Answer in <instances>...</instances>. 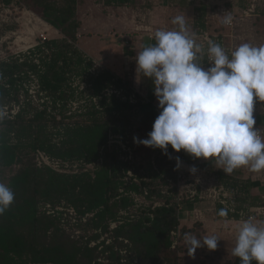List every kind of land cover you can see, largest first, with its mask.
<instances>
[{
	"label": "trees",
	"instance_id": "trees-1",
	"mask_svg": "<svg viewBox=\"0 0 264 264\" xmlns=\"http://www.w3.org/2000/svg\"><path fill=\"white\" fill-rule=\"evenodd\" d=\"M14 1L27 4L53 26L62 29L69 39L47 40L38 45L36 50L29 52L25 59L20 57L1 59L0 103L3 98L14 96L24 87L25 80L32 75L37 78L41 89L48 95L62 97L65 93L63 87L70 79V73L77 71L90 75L88 80L93 85L94 94L97 97L102 96L99 102L109 117L105 118L95 105L90 111L93 115L91 121L64 123V120L49 119L42 112H37L27 119L22 109L24 113L21 112L16 119H5L1 122L5 126L0 135L1 167L11 166L19 159L18 150L21 144L14 142L12 133L19 130V134L24 132V129L34 135L35 139L31 144L33 149L45 151L52 157L89 163L100 158L104 160L96 169L79 173H60L52 168H39L32 163L25 164L19 173L12 175L8 187L14 193V200L4 213L0 214V264H134L128 259V255L123 253L125 246L137 252L140 260H147L146 264H187L175 253L176 261L171 262L174 251L172 231L180 224L181 212L168 199L163 205L144 208L138 219L128 220L119 225L114 231L115 238L112 243L106 244L102 252L98 251V246H89V242L73 240L60 226L59 218L47 214L40 207L41 201L53 204L65 201L82 215L94 212L92 226L96 229L109 230L110 221L115 219L118 209L133 203L130 192L139 191L141 185L134 183L129 186L130 188L121 189L126 183L120 175L122 165L125 164V171L130 165L128 162L118 160L117 152L111 151L109 144L110 133L120 131L121 125L128 124V120L118 114L131 108L133 104L117 97L116 94L104 95L102 91L113 86L125 88L126 91L135 89L129 80L117 76L111 68L101 70L97 74L89 73L92 62L87 61L83 52L69 41L76 40L75 30L81 24L74 17L81 0H65L63 6H58L53 0H1L0 3L2 2L3 6L4 3ZM130 2L134 3L135 0H105L108 5L117 6L130 5ZM198 10L205 27L206 5H201ZM204 30L198 28L199 33ZM149 85L153 87L152 81ZM134 92L136 96H142L140 92L136 90ZM151 105L152 101L143 103L141 109L151 112L153 110ZM156 117L150 116L142 121L153 124ZM56 136L60 139L55 140ZM179 153L182 160L193 159L184 150ZM159 163L166 179L174 176L178 170L171 158L170 160L163 158ZM167 163L170 165L168 169ZM217 173L216 176L213 174V177L218 184L230 188L232 192L235 190L237 193L240 190L243 192V203L248 202L246 194L249 193L250 187L259 185L252 177L225 174L223 170ZM262 190L264 191L261 188L260 191ZM233 202L237 207L238 202ZM118 204L120 206L116 208ZM187 205L192 207L193 201H187ZM190 230L193 228L189 230L182 228L178 249H182L184 235ZM118 237L123 238L122 242ZM125 239L131 242V246L124 244ZM233 264H241L240 258L237 257Z\"/></svg>",
	"mask_w": 264,
	"mask_h": 264
},
{
	"label": "rangeland",
	"instance_id": "rangeland-1",
	"mask_svg": "<svg viewBox=\"0 0 264 264\" xmlns=\"http://www.w3.org/2000/svg\"><path fill=\"white\" fill-rule=\"evenodd\" d=\"M53 1H55L58 6H63L65 4V0ZM234 1H236L238 5L239 0ZM141 2H144V0H140L138 5H141L144 8V3ZM146 2L149 3L148 0H146ZM250 2L251 0H246L245 8L248 7L247 5H249ZM192 5L193 4L187 5L189 11H194ZM118 10L119 6L108 5L105 3V0H81L78 4L74 17L75 20L81 24L75 30L76 40L69 41L73 42L76 47L83 52L87 61L90 60V62H92L89 70V73L91 74H97L101 70L111 68L108 67L110 65H108L105 59L104 49L98 48L103 41H110L109 33L106 31V24L101 22V20L103 18L102 12H105L106 15H108V18H106L107 23H113V27H111L114 28L112 35L116 36L114 19ZM143 10L146 11L145 8ZM137 11L139 14L136 17V22L140 26L139 30H142L141 25L143 26V23L146 22V15L148 17V14H145L146 12L141 9ZM31 14L38 15L43 23L39 24L33 22L29 25L28 19L29 17H32ZM200 15V12H194L195 23L201 20ZM251 15H246L244 12L235 14V25L231 30L234 35H240L239 38L241 41L239 43L241 44L246 43V41L249 40L258 41V36L264 35V27H260V22L257 21L258 18L262 20L264 19V0L256 1V10L255 12H252ZM242 22L249 23L248 30H246L245 33H239L240 30H237L236 32V25ZM107 26L109 25L107 24ZM42 28H47V34L49 36L48 40L69 39L62 29L53 26L45 19V17L31 9L27 4L14 1L9 4L4 3L2 6L1 2L0 60H8L12 57L25 59V57L29 55V52L38 48V45L37 47L34 45L37 44L36 39L38 38V30ZM199 31L196 26L189 33H195V35H197V32ZM21 34L23 35V38L25 36H30L31 40H28L27 42L25 40L15 42L18 35ZM46 46L45 49L47 50ZM254 46H258V44ZM29 47L31 48L28 49ZM86 62L84 64H86ZM89 77V74L83 72L75 71L74 73H70V79L63 87L65 88L64 95L62 94V97H57V95L55 96L53 94L48 95L46 91L42 90L37 78L32 75L29 79L25 80L24 87H22L14 96L11 95L10 97H5L1 100L0 108H4L7 112V116L3 120H14L24 110L27 119L33 117L37 112H42L47 118H53L58 121L64 120V123L76 122L79 120L91 121L93 115L90 111L93 110L95 105V108L98 109L105 118L109 117V115L106 114V111L103 110L104 107L99 102L102 97H97V95L94 94L93 85L88 80ZM122 78L129 81L131 80L127 75L122 76ZM134 91L135 90L126 91L125 88H117L115 86L102 91L104 95L107 94L109 96L116 94L117 97L122 98L123 100H128L129 103L133 104L131 108L118 114L120 117L128 120V124L120 126V129H124V131H113L110 133L111 136L109 140L110 150L117 152L118 160L123 163L128 162L130 165V168L127 171L124 170L125 164L122 165L120 175L126 183L121 189L130 188L129 186L134 183L141 185L139 191L131 190L130 192L133 203L128 206H121L120 209H118L115 219H111L110 221L109 230H104L102 228L96 229L92 226L91 220L94 216V212L82 215L75 207L70 206L65 201L57 204L41 201L42 205H40V207L43 208L47 214L57 216L60 221V226L73 240L89 242V246H98V251L102 252V250L105 249L106 244L112 243L115 238L114 231L119 225L128 220L138 219L144 208H155L156 206L165 204L168 199L169 202L174 204V206H176L181 212L179 214L180 224L172 231L174 237L172 249H174V251L171 255V262L176 261L175 255L177 254V256L183 258L187 264H192L194 262L197 264H233L237 258L232 255V249L235 247L237 229L242 221L248 219L241 218L240 213L243 212L248 217L250 214H255V218L252 219L253 222L264 224V214L257 216L256 213L258 207L264 206V191H260V188L257 187H250L249 193L246 194L248 202L243 203V192L241 190L238 193L236 190L232 192L230 188L227 189L223 185L218 184V181L213 177V174L215 175L217 171L212 170L206 172L208 179L206 180L208 182L207 188H209V190L216 189V191L221 194V198L227 200L228 205H224L218 200L215 201L213 196H207V198L193 201L192 207L187 205V201H178L177 176L179 171H181L180 167L174 176L166 179L164 177L165 173L160 167L159 160L163 158L165 160H170L169 155H165L159 148L154 149L152 147L144 146L143 144L138 145L133 140V137H139L140 139L147 138L148 133L152 130L153 124L143 123L142 120L148 119L150 116L151 118H154L160 114L158 100L154 95V88L149 85L144 89L147 97L136 96ZM150 101H152L151 106L153 107V110L151 111L153 112L152 115H150L151 112L141 109L143 103H149ZM114 114L115 113H113V115ZM3 120H0V135L2 129L5 128L1 123ZM18 132L19 130L12 134L14 142H20L21 144V147L18 150L20 154L19 159L11 166H0V183L5 184L7 187L9 178L14 174L19 173L25 164L34 163L39 168H52L60 173L72 174L75 172L79 173L86 170H94L100 166L104 160L103 158H100L95 162L89 163L85 161H66L60 158H55L40 149L34 150L31 145L35 139L34 135L26 132V129L19 134ZM54 138L55 140L60 139L59 136ZM168 152L171 155L173 164L177 165L176 157H180V153L172 149L171 145L168 147ZM180 160L182 161L181 158ZM169 167L170 165L167 163L166 168L168 169ZM211 181H213L214 184L210 186ZM141 182H147V184H142ZM233 201L236 203L238 202L237 207H235ZM119 206L120 204H118V207L116 208H119ZM221 209L226 211L229 210V212L227 211V216L221 217L218 215ZM183 227L188 230L193 228V230L188 231V234H193L198 237L211 234L217 235L220 238L217 248L215 250H209L207 247L198 248L194 257L189 256L184 241L182 242V249L177 248L181 243L179 237ZM122 239L123 238H119L118 240L122 242ZM123 241L125 245L129 244L131 246V242H129L128 239ZM123 253L128 255V259L133 261L134 264H146L147 260H140L138 253L131 251L128 246H125Z\"/></svg>",
	"mask_w": 264,
	"mask_h": 264
},
{
	"label": "clouds",
	"instance_id": "clouds-1",
	"mask_svg": "<svg viewBox=\"0 0 264 264\" xmlns=\"http://www.w3.org/2000/svg\"><path fill=\"white\" fill-rule=\"evenodd\" d=\"M230 22L231 16L225 14L223 23ZM172 23L178 29L156 30L155 43L137 50V74L152 81L161 111L148 137H133L134 142L159 148L169 158L171 145L193 158L215 160L225 174L241 167L264 171V138L254 118L256 101L264 102V45L242 43L229 56L222 45L209 40L205 68L198 62L203 48L187 30L185 18L178 15ZM6 116L0 108V120ZM176 161L179 168V156ZM13 200L14 193L0 183V214ZM218 215L225 217L227 211L221 209ZM183 239L188 255L194 257L198 248L215 250L220 238L186 233ZM232 255L241 264H264V224L251 218L242 221Z\"/></svg>",
	"mask_w": 264,
	"mask_h": 264
},
{
	"label": "crops",
	"instance_id": "crops-1",
	"mask_svg": "<svg viewBox=\"0 0 264 264\" xmlns=\"http://www.w3.org/2000/svg\"><path fill=\"white\" fill-rule=\"evenodd\" d=\"M144 0V11L141 5H138L140 0H135V2L126 6H119L118 12L115 14V33L116 36L112 35L114 31L113 23H107L105 12H102L103 18L101 22L106 24V31L109 33L110 41L102 42L98 48H103L105 52V59L108 63V67H111V70L117 76H129L130 82L133 88L140 92L142 96L147 97L144 89L149 86L150 79L143 77V74H137L136 71V54L137 50H142L143 47L154 44V33L158 29L164 30H175L178 29V25H174L172 20L174 17L181 15L185 18L186 27L189 32L197 26L198 28L205 29L204 31L220 35L223 38L222 47H229L234 50L241 43V39L238 35H234L232 33L231 28L223 23V18L221 15H218V10L222 7H228L236 13L245 12L247 10L253 9L252 12L256 10V1L251 0L250 4L246 7V0H239L238 5L234 0ZM140 3V4H141ZM146 3V4H145ZM203 3V4H202ZM188 4H193L194 11L188 8ZM206 5V14L205 20L206 25L203 27V18L200 15L201 20L199 22H194V12L198 11L201 5ZM217 6V7H216ZM110 7V6H106ZM141 9L142 11L148 14L146 15V22L141 25L142 30H139V25L136 22V17L139 14L137 10ZM251 12V14H252ZM250 14V15H251ZM252 16V15H251ZM250 17V16H249ZM148 19V20H147ZM260 22V27H264V19L257 20ZM249 22V21H248ZM248 22H242L236 25L235 31L240 30L239 33H245L247 28L249 27ZM107 24L109 26H107ZM87 25V24H86ZM196 25V26H195ZM193 27V28H192ZM224 27V28H222ZM148 29V30H146ZM231 33V34H230ZM197 34H202L201 32H197ZM192 36L195 33L191 34ZM196 43L200 44L203 48V56L202 59L198 60L199 63L204 64V67H208L207 59V44L201 37H194ZM264 35L258 36L257 40H249L246 43L251 44L252 46L264 45ZM256 41V42H255ZM231 50V51H232ZM228 55H231V52L228 51ZM200 55V54H198ZM207 62V63H206ZM254 118L256 119V125L264 126V102L256 101L254 106ZM189 166V167H188ZM195 166L203 172V177L205 180L207 179L206 172L210 171H221L222 169L218 168L219 166L216 164L215 160L210 161L204 158H194L191 160H182V164L180 166V170H185L188 168H192ZM231 174L233 175H241L243 177H252L255 182H258L259 185L257 188L264 189V171L261 172H252L248 167H241L234 170ZM264 207V206H263Z\"/></svg>",
	"mask_w": 264,
	"mask_h": 264
},
{
	"label": "built area",
	"instance_id": "built-area-1",
	"mask_svg": "<svg viewBox=\"0 0 264 264\" xmlns=\"http://www.w3.org/2000/svg\"><path fill=\"white\" fill-rule=\"evenodd\" d=\"M252 11H253V9L247 10L244 13L246 15H250ZM225 14L231 16V22L229 24H227L226 26L233 27L235 25V14H234V12H232V10L228 7H222L220 10H218V15H221L222 18H224ZM33 22H37L39 24L43 23L42 19L36 14L32 15V17H29V19H28L29 25H30V23H33ZM34 26H36V25H34ZM201 33L202 34H197L194 37L203 38V40L206 42L207 45H208L209 40H212V41H214L220 45H223V38L220 37V35L213 34V33L207 32V31H202ZM48 37L49 36L47 34V28L39 29L38 30V38L36 39L37 44L34 46L36 47L37 45H40V44L46 42L48 40ZM19 40H25L27 42L28 40H31V37L25 36L23 38V35L21 34V35H18L15 42H17ZM34 46H31V47H34ZM31 47H29L28 49H30ZM223 48L227 54L229 53L228 51L231 52V50H232L229 47H223ZM207 61H208V58H207ZM208 63H209V61H208ZM255 127L258 129V134L262 138H264V126L255 125ZM180 158H181V156H180ZM190 169L191 168L179 171V174L177 176V190H178V195H177L178 197L177 198H178V201H196L197 199L199 200V199L207 198V196H213L215 201L218 200V201H220V203H222L224 205H228L227 200L222 199L221 194L218 191H216V189L209 190V188H207L208 182L204 179L203 172L200 169L196 168L197 171L195 173H192L190 171ZM213 184H214V182L211 181L210 186ZM256 211H257L256 212L257 216L263 215L264 214V207L263 206L258 207V209ZM240 215H241V218H243V219H247V218L248 219H250V218L254 219L255 218V214H250L248 217L243 212H241Z\"/></svg>",
	"mask_w": 264,
	"mask_h": 264
}]
</instances>
